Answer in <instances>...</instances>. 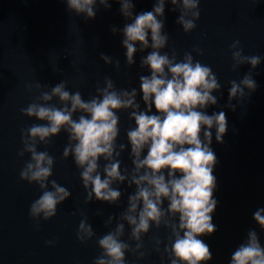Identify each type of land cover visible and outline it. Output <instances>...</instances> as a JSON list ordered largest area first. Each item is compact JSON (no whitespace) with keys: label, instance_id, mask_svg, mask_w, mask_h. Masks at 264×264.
I'll list each match as a JSON object with an SVG mask.
<instances>
[{"label":"water","instance_id":"obj_1","mask_svg":"<svg viewBox=\"0 0 264 264\" xmlns=\"http://www.w3.org/2000/svg\"><path fill=\"white\" fill-rule=\"evenodd\" d=\"M155 0H133L134 15L150 11ZM200 17L196 27L185 33L176 23L178 12L169 11L165 4L164 32L168 42L162 53L173 52L177 61L188 52L194 61L211 67L221 85L216 105L205 109L207 114L225 112L228 128L223 143L215 140V129L210 147L217 157L213 168L216 188L213 196L217 206L212 213L216 231L199 237L209 245L212 259L206 264H230L236 248L246 239L249 230H255L264 246V230L253 220V213L264 208V0H200ZM120 4L111 0L105 10L97 5L96 16L85 20L67 11L64 0H0V264H93L101 255L97 240L115 228L116 220L105 226L109 215L114 217L127 207V197L134 186L114 184L122 191L117 204L93 201L85 203L86 192L71 155L62 159L68 143L62 130L50 142L38 144L37 151H47L54 157L50 181L65 187L70 196L57 206L56 215L48 220L29 216L30 205L42 194L39 186L19 178V173L30 160V154L18 156L23 149L21 132L32 124H44L34 117L21 114V109L32 103L41 92L63 81L70 92L79 91L82 98L96 95L97 87H104L105 78L113 81L117 90L136 88L139 95V76L148 75L140 68V59L150 49L137 52L135 63H125L126 49L122 47L120 32L113 35L111 28L122 29L126 21L119 12ZM239 40L242 55L261 57V63L251 69L248 64L233 70L231 45ZM138 46V45H137ZM198 49L202 54H197ZM104 53L112 58V64L100 59ZM119 61V67L115 62ZM250 73L257 88L250 96L233 99L235 111L225 107L228 102L230 81L237 83ZM41 84L40 89L35 85ZM247 93V90H245ZM49 103L59 106L58 99ZM144 104L141 102V110ZM131 110H121L119 135L116 144H125L120 154L121 170L132 168L130 146L126 132L134 127L129 119ZM155 109L153 108V113ZM80 113H76V119ZM146 154V150L145 153ZM106 162L99 161L101 170ZM102 174V173H101ZM179 175V174H177ZM167 207V201L164 202ZM87 218L95 235L85 243L76 238L77 228ZM130 229L125 224L121 238L129 240ZM169 230L150 227L142 237L143 258L138 253H125V264H170L163 249L169 244ZM161 241L156 251L155 240ZM51 242V243H47Z\"/></svg>","mask_w":264,"mask_h":264},{"label":"clouds","instance_id":"obj_2","mask_svg":"<svg viewBox=\"0 0 264 264\" xmlns=\"http://www.w3.org/2000/svg\"><path fill=\"white\" fill-rule=\"evenodd\" d=\"M67 11L77 16L83 14L87 21L96 16L97 5L105 10L111 7V0H64ZM120 4L119 12L126 21L122 29L113 26V35L120 32L123 36L122 47L126 49L125 63L131 67L134 55L150 49L140 59V68L147 69L148 75L139 76V95L137 89L114 87L110 78H105L104 87H97L96 95L88 100L82 98L79 91L70 92L63 81L41 92L21 114L44 124H32L22 130L23 149L18 156L30 154V160L19 173L22 181L39 186L42 194L29 208V216L48 220L56 215L57 206L64 202L70 192L55 180L50 181L54 157L47 151H37L38 144L47 145L50 139L62 130L67 134L68 143L63 149L62 159L72 156L80 180L86 192L85 203L95 201L117 204L122 196L114 184H125L134 192L127 197V207L118 218L109 215L105 226L116 220L115 228L102 235L98 247L102 250L93 264H125V253H138V259L145 253L142 237L150 227H163L169 230V244L163 252L170 264H206L212 259L208 244L199 237L211 235L216 231L212 222L217 201L213 193L216 177L213 168L217 157L210 147L215 129V140L223 143L228 121L225 112L207 114L205 109L218 103L221 85L211 67L194 61L191 53L186 52L182 60L177 61L175 52L169 56L162 53L168 42L164 32L165 4L178 12L176 23L185 33L196 27L200 17V0H155L150 11L134 15L133 0H114ZM257 2V0H254ZM240 41L232 43L233 70L239 65L248 64L255 69L261 63L258 55L244 56L239 48ZM138 45V46H137ZM197 54H202L200 50ZM100 59L112 64V58L104 53ZM119 67V61L115 62ZM228 102L225 107L235 111L233 99L250 96L257 84L250 73L237 83L229 82ZM36 89L41 84L35 85ZM247 90V93L245 92ZM58 99L59 106L49 103ZM153 108L155 112L153 113ZM121 110H131L129 119L134 127L126 132L129 156L132 168L121 170L120 154L125 144H116L119 135V116ZM80 115L73 119L74 114ZM146 150V154L145 153ZM106 163L102 170L100 159ZM102 173V174H101ZM179 174V175H177ZM167 201V207L164 202ZM253 220L264 230V208L253 213ZM125 224L130 229L129 240L135 242L131 247L121 238L125 233ZM95 235L87 218L78 225L76 238L81 243ZM156 251L161 241L156 239ZM51 243V242H47ZM230 264H264V246L261 245L255 230L247 232L246 239L236 248Z\"/></svg>","mask_w":264,"mask_h":264}]
</instances>
